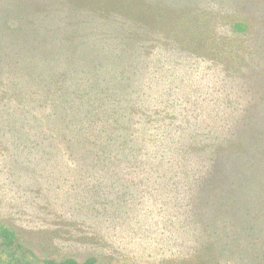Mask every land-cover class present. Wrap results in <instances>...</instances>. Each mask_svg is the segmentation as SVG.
Masks as SVG:
<instances>
[{"label": "rangeland", "instance_id": "374dc122", "mask_svg": "<svg viewBox=\"0 0 264 264\" xmlns=\"http://www.w3.org/2000/svg\"><path fill=\"white\" fill-rule=\"evenodd\" d=\"M23 1L24 17L30 20L40 14V5L66 2ZM128 1L142 5L153 0L116 3ZM158 4L173 14L140 24L149 38L143 43L151 48L150 53L146 47L140 51L145 64L138 67L136 80L143 87L140 110L148 123L131 125L138 151L130 164L69 160L61 151L48 158L32 147L36 135L31 131L14 132L28 138L25 148L12 141L11 131L0 135V222L12 227L37 258L81 261L95 256L98 264H264L259 262L264 254V0ZM96 17V22H105ZM107 17L116 24L126 19L117 9ZM9 20L16 18L10 15ZM239 21L246 31L233 29ZM107 27L101 24L97 31L108 34ZM156 57L163 61L162 71L172 75L150 73L161 67ZM165 90L170 93L162 95ZM182 93L187 96L180 97ZM229 97L240 102L245 118L232 128L224 125L219 104ZM186 98L195 102L196 110L183 115L174 111L188 107ZM204 119L212 131H223L225 141L219 137L206 145L214 133L197 129ZM158 132L162 137L155 136ZM192 140L201 146L189 154L190 165L200 160L201 167L191 171L188 181L195 185L193 193L198 191V202L175 210L168 203L173 193L167 191L168 178L183 162L180 143ZM237 142L242 146L238 151L220 152L222 144ZM217 210L220 219L212 227ZM218 239L220 249L219 243L210 245Z\"/></svg>", "mask_w": 264, "mask_h": 264}, {"label": "trees", "instance_id": "16d2710c", "mask_svg": "<svg viewBox=\"0 0 264 264\" xmlns=\"http://www.w3.org/2000/svg\"><path fill=\"white\" fill-rule=\"evenodd\" d=\"M158 1L149 4L143 1L139 5L137 1L117 4L116 0H106L101 4L86 0L81 4L82 0H66L54 6L40 5V14L30 20L24 17L26 1L0 0V135L5 136L11 131L12 141L23 143L25 148L28 138L25 140L14 132L19 129L31 131L36 135L31 137L32 147L41 149L48 158L61 151L62 154L66 152L65 158L69 160L97 164L120 160L130 164L138 151L137 137L131 135V125L148 123L145 112L140 110L144 104L143 87L136 83L137 75L141 73L138 67L145 64L140 51L146 47L143 41L147 38L140 24L144 20L169 18L173 14L162 10ZM114 9L126 19L116 24V19L107 17ZM149 11L152 14H144ZM93 14L97 15L98 21L104 18L105 22H96ZM10 15L16 21H10ZM101 24L109 25L108 34L97 31ZM232 27L237 32L247 29L242 21L234 22ZM103 37L106 46L101 42ZM96 38L100 40L96 42ZM148 46L154 48L153 44ZM150 49L146 47L145 52L150 53ZM156 58L161 67L156 66L150 73L153 76L155 73L172 75L168 69L162 71L163 61ZM165 93L170 92L165 90L161 94ZM181 95L187 96L186 93ZM185 101L188 102V98ZM219 104L220 112L225 115V126L229 124L232 128L242 120L240 102L235 98L229 97ZM195 105L190 101L188 107H177L174 111L183 115L185 110L192 108L194 112ZM244 121L245 118L241 122ZM200 123L202 126L197 129L212 131L205 125V119ZM217 131H212L214 134H210L206 145L214 144L219 137L221 142L225 141L223 131ZM156 135L162 137L161 132ZM179 147L183 162L179 164V171L170 175L167 186V191H173L168 203L175 210L186 209L198 202V191L193 193L195 185L188 181L193 175L191 171L201 167L200 160L189 164V154L201 149L195 140L180 143ZM240 147L239 142L229 146L222 144L219 150L229 154ZM217 211L210 221L212 227L220 219ZM215 233L213 231L212 235ZM218 240L210 245L214 247L219 243L220 249ZM0 247V264H98L95 256L81 261L73 257L37 258L24 248L15 230L4 222H0ZM259 256V262H264V254Z\"/></svg>", "mask_w": 264, "mask_h": 264}]
</instances>
